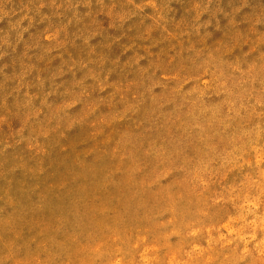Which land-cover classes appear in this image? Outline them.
I'll use <instances>...</instances> for the list:
<instances>
[{
    "label": "rangeland",
    "instance_id": "374dc122",
    "mask_svg": "<svg viewBox=\"0 0 264 264\" xmlns=\"http://www.w3.org/2000/svg\"><path fill=\"white\" fill-rule=\"evenodd\" d=\"M0 264H264V0H0Z\"/></svg>",
    "mask_w": 264,
    "mask_h": 264
},
{
    "label": "bare ground",
    "instance_id": "6f19581e",
    "mask_svg": "<svg viewBox=\"0 0 264 264\" xmlns=\"http://www.w3.org/2000/svg\"><path fill=\"white\" fill-rule=\"evenodd\" d=\"M218 97V96H217Z\"/></svg>",
    "mask_w": 264,
    "mask_h": 264
}]
</instances>
